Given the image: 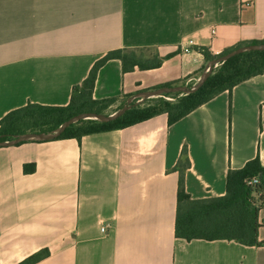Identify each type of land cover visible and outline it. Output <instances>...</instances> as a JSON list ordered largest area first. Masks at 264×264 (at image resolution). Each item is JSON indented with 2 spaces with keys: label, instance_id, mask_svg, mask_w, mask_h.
I'll list each match as a JSON object with an SVG mask.
<instances>
[{
  "label": "crops",
  "instance_id": "0c3cea01",
  "mask_svg": "<svg viewBox=\"0 0 264 264\" xmlns=\"http://www.w3.org/2000/svg\"><path fill=\"white\" fill-rule=\"evenodd\" d=\"M264 39V0H0V120L29 103L63 107L94 64L118 49L176 53L125 73L113 59L93 97L194 84L205 52ZM187 49V51H186ZM192 199L226 194L230 170L264 166V73L169 125L167 114L74 138L0 147V264H264L258 246L175 236L179 173ZM25 164L36 171L24 173ZM104 228V230H102Z\"/></svg>",
  "mask_w": 264,
  "mask_h": 264
},
{
  "label": "trees",
  "instance_id": "16d2710c",
  "mask_svg": "<svg viewBox=\"0 0 264 264\" xmlns=\"http://www.w3.org/2000/svg\"><path fill=\"white\" fill-rule=\"evenodd\" d=\"M260 43H264V39L239 44L224 54L244 45ZM176 54L177 52L163 58L156 52H150L146 58L143 51L136 52L128 49L110 51L94 64L83 83L74 87L67 106L53 107L29 103L4 116L0 120V140L9 141L16 135L28 132H52L66 120L83 112L102 114L106 108L119 101L118 98L96 100L93 97L98 71L110 60H120L123 71L127 73L134 71L135 68L140 70L158 68L165 59ZM205 57L208 63L219 56L205 52ZM263 73L264 51L245 52L221 63L213 70L204 85L193 94L170 93L162 97L146 99L152 103L145 108L133 105L123 116L108 123L94 120L80 121L71 125L54 140L74 138L81 141L86 135L130 127L160 114H167L169 125H173L217 95L231 91L240 83ZM165 86L176 85L168 83L153 89ZM132 95H126L123 99H128ZM190 164L187 150L184 148L180 160L172 169L179 173L175 236L187 241L228 240L246 246L260 245L258 219L260 207L264 202V166L260 160L256 158L249 161L242 169L230 170L227 176L226 194L208 199H192L186 193L185 172ZM23 170L25 174H32L36 171V165L25 164ZM253 178H257L258 182L249 184ZM254 193L260 194V206L254 205ZM48 254V250H42L20 264H35Z\"/></svg>",
  "mask_w": 264,
  "mask_h": 264
},
{
  "label": "water",
  "instance_id": "95a60500",
  "mask_svg": "<svg viewBox=\"0 0 264 264\" xmlns=\"http://www.w3.org/2000/svg\"><path fill=\"white\" fill-rule=\"evenodd\" d=\"M251 51H264V43L244 45L213 59L208 63L206 70L200 76L196 84L192 86H187V85L185 86L179 85V86H171V87L165 86L158 89L144 90L136 94H133L131 97L127 99V101L121 108H119L117 111H115L110 115L100 114L96 112H83L66 120L56 130L52 132H28V133L16 135L13 137L12 140L9 141L0 140V147L15 146L20 143L29 142V141L54 140L60 137L65 132V130L69 128L71 125L76 124L83 120H94L102 123L112 122L123 116L128 110L132 108L133 105H137L141 101H144L146 99L162 97L165 94H170V93H182L186 95L193 94L197 92L204 85L208 77L212 74L214 68H216L219 64L228 61L229 59L233 58L236 55Z\"/></svg>",
  "mask_w": 264,
  "mask_h": 264
},
{
  "label": "rangeland",
  "instance_id": "374dc122",
  "mask_svg": "<svg viewBox=\"0 0 264 264\" xmlns=\"http://www.w3.org/2000/svg\"><path fill=\"white\" fill-rule=\"evenodd\" d=\"M219 65H220V64H219ZM219 65H218L216 68H218ZM216 68H214V69H216ZM194 84H196V82H195ZM194 84H190V85H187V86H192V85H194ZM184 86H185V85H184ZM167 99H168V100H171L170 97H167ZM126 100H127V99H121V100H119V101L116 102L114 105H111L110 107L106 108L102 114L110 115V114L114 113L115 111H117L119 108H121V107L125 104ZM150 103H152V102L144 100V101H141V102H140L139 104H137V105H140L141 108H145V107H147ZM253 196H254V205H255V207H256V206H260V201H261V199H260V194H259V193H254Z\"/></svg>",
  "mask_w": 264,
  "mask_h": 264
},
{
  "label": "built area",
  "instance_id": "2783aa9c",
  "mask_svg": "<svg viewBox=\"0 0 264 264\" xmlns=\"http://www.w3.org/2000/svg\"><path fill=\"white\" fill-rule=\"evenodd\" d=\"M186 51H187V49H186ZM256 182H258L257 178H253L252 181L249 182V184H253ZM102 230H104V228H102Z\"/></svg>",
  "mask_w": 264,
  "mask_h": 264
}]
</instances>
